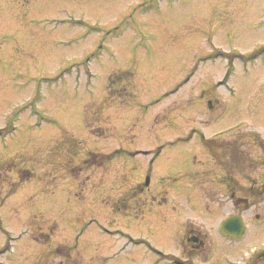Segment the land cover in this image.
I'll return each instance as SVG.
<instances>
[{
  "label": "rangeland",
  "instance_id": "obj_1",
  "mask_svg": "<svg viewBox=\"0 0 264 264\" xmlns=\"http://www.w3.org/2000/svg\"><path fill=\"white\" fill-rule=\"evenodd\" d=\"M219 147L247 190L225 186ZM147 176L144 208L205 235L185 264H260L264 0H0V262L186 255L123 217ZM231 213L251 225L236 240L218 232Z\"/></svg>",
  "mask_w": 264,
  "mask_h": 264
},
{
  "label": "flooded vegetation",
  "instance_id": "obj_2",
  "mask_svg": "<svg viewBox=\"0 0 264 264\" xmlns=\"http://www.w3.org/2000/svg\"><path fill=\"white\" fill-rule=\"evenodd\" d=\"M259 148L261 149L262 147H259ZM225 150H227L226 152L227 160H225V165H226L225 168H226V172L228 173H226V176L225 178L223 177L222 181L224 182L225 186H227L229 190H233L232 193L237 192L238 190L241 191L242 189L247 190L245 187L238 186V183L234 181L236 180V178L234 179V177L231 175L235 162L241 161L238 157L235 156L237 155L235 147H224V152ZM240 156H242L245 159H249V161L251 159V157H249L244 151L240 152ZM253 163H254L253 161L248 162L247 166L249 167V169L252 168ZM242 164L244 165L245 163H242ZM148 187H149V184L144 181V186L141 185L140 191L136 195L138 197H133L132 206L128 209V211L125 214H123V217L133 222H136L139 225L147 226V228H149L148 230H150V232L154 236H157V237L171 236L172 238L174 237L173 241L176 244H178L179 250L181 248L183 249V251H185V253H187L186 255H179L177 253H173V254L171 253L163 257L157 256L159 260H162L166 264H185L187 260L192 261L194 258V255L198 256L199 251H201L204 248L206 244L205 235L199 229L191 228L190 226L185 227L184 229L182 228L177 229V231L174 232V234H172V230L169 229L170 226L166 227V225L163 223L166 220L165 214L167 210L161 209V208L150 210L149 208L147 209L144 208V205L146 204V202H149L148 196L152 197L151 202H153V198L155 197V193H152V192L146 193V191H144V189ZM249 187L257 191L255 189V184L249 183ZM260 189H261V192L264 191V187H260ZM244 202L246 206L244 208L245 210L250 207V205H248L247 203L246 196L244 197ZM240 215L246 225V228L243 233V235H245L247 232L251 231L250 230L251 225L250 224L248 225V221H246L247 219L245 220L242 214ZM254 220L256 221V223H258L259 221H263L264 220L263 211H259V209L256 210L254 212ZM129 237L131 240L134 241L133 243L145 244V245H148L151 243L149 239L147 238L146 239L143 237L136 238L134 235L132 236L130 234H129ZM10 252H12L11 247H4L0 251V253L4 256ZM5 258L6 257H4V259ZM260 259L262 262L263 259L261 256H260ZM0 264H7V263L5 262V260H3L0 262ZM45 264H48V263L46 262ZM141 264H151V263H141Z\"/></svg>",
  "mask_w": 264,
  "mask_h": 264
},
{
  "label": "water",
  "instance_id": "obj_3",
  "mask_svg": "<svg viewBox=\"0 0 264 264\" xmlns=\"http://www.w3.org/2000/svg\"><path fill=\"white\" fill-rule=\"evenodd\" d=\"M219 230L222 234H229L234 237L240 236L244 231V225L242 223L241 217L238 215L228 216L221 221ZM262 254L264 255V252Z\"/></svg>",
  "mask_w": 264,
  "mask_h": 264
},
{
  "label": "trees",
  "instance_id": "obj_4",
  "mask_svg": "<svg viewBox=\"0 0 264 264\" xmlns=\"http://www.w3.org/2000/svg\"><path fill=\"white\" fill-rule=\"evenodd\" d=\"M132 72H133V71H132ZM132 72H129V70L126 69V70L122 71V75L128 77L127 74L131 73V77H132V79H133V77H134V74H133V73H134V72H133V73H132ZM123 73H125V74H123ZM110 80H112V78H110ZM202 141H203L204 146L207 147V148L209 149L210 152H212V150H211L210 148H213L214 140H213V139H207V138L202 137ZM219 148L223 150V147H219Z\"/></svg>",
  "mask_w": 264,
  "mask_h": 264
}]
</instances>
